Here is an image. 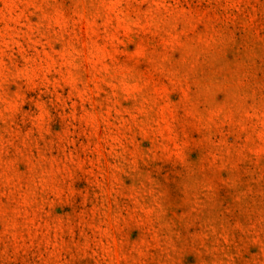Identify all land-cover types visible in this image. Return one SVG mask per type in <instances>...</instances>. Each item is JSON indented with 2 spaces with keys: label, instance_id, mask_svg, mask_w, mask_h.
Here are the masks:
<instances>
[{
  "label": "clouds",
  "instance_id": "9594fccd",
  "mask_svg": "<svg viewBox=\"0 0 264 264\" xmlns=\"http://www.w3.org/2000/svg\"><path fill=\"white\" fill-rule=\"evenodd\" d=\"M0 264H264V0H0Z\"/></svg>",
  "mask_w": 264,
  "mask_h": 264
},
{
  "label": "rangeland",
  "instance_id": "374dc122",
  "mask_svg": "<svg viewBox=\"0 0 264 264\" xmlns=\"http://www.w3.org/2000/svg\"><path fill=\"white\" fill-rule=\"evenodd\" d=\"M173 99H176V97L173 96ZM26 107H27V106H26ZM58 128H59V124H58V123H57V124H53V129H54V130H58ZM144 146H147V144H145ZM83 186H84V185H83L82 182H81V183H78V184L76 185L77 188H81V187H83ZM137 235H138V233L135 232V231L132 233L133 238H135Z\"/></svg>",
  "mask_w": 264,
  "mask_h": 264
}]
</instances>
